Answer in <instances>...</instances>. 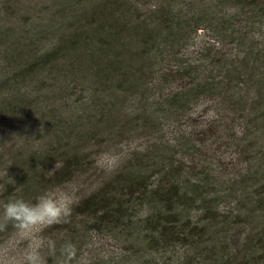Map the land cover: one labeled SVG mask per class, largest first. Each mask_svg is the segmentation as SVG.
Listing matches in <instances>:
<instances>
[{
    "label": "trees",
    "instance_id": "1",
    "mask_svg": "<svg viewBox=\"0 0 264 264\" xmlns=\"http://www.w3.org/2000/svg\"><path fill=\"white\" fill-rule=\"evenodd\" d=\"M11 1L6 8L15 11L8 16H15L20 3ZM39 1L29 7L27 25L14 27L10 42L8 29L0 25V51L15 49L4 56L0 52V62L19 66L7 76L19 78L15 89H6V82L0 86L2 95L18 92L6 100L0 95V126L8 121L2 133L43 128L44 139L52 140L43 143L42 157L33 154L14 164L16 182L8 188H18L16 195L27 199L45 182L87 184L55 231L61 239L70 240L78 231L119 235L127 230L140 250L184 246L201 255L204 264H251L263 258L264 0ZM46 1L52 5L41 6ZM198 29H208L215 40L235 36L239 46L220 53L209 45L197 57L189 56L183 50ZM256 32L257 39H250ZM47 41L52 45H42L40 54L25 49ZM51 56L68 61V67L56 70L59 84L49 97L53 109L40 105V120L24 117L27 108L44 99H25V105L20 89L34 76L53 79L54 65L41 64ZM77 87L82 90L75 98L71 89ZM22 112L19 124L9 117L20 118ZM10 120L14 126L7 128ZM164 120L170 125L167 134L161 132ZM103 134L127 143L145 140L141 152L129 151L110 174L96 175L91 148L102 141L97 137L106 140ZM215 137L234 149L243 168L236 162H210L206 154L194 163ZM51 156L60 165L45 179L37 159ZM222 202L229 209L224 214L218 209ZM191 209L199 213L192 215ZM139 210L142 217L134 218ZM238 238L242 249L234 255L230 250ZM206 249L215 261H208Z\"/></svg>",
    "mask_w": 264,
    "mask_h": 264
},
{
    "label": "rangeland",
    "instance_id": "2",
    "mask_svg": "<svg viewBox=\"0 0 264 264\" xmlns=\"http://www.w3.org/2000/svg\"><path fill=\"white\" fill-rule=\"evenodd\" d=\"M14 2L11 0L7 1H1L0 0V25L4 29H8L7 35H8V41L10 42L12 36V33H15L16 30H14V27H20L21 24H26L31 16L30 14V6L38 5L40 3L39 0H19V3L24 6H15L17 9L15 12V16H8L11 11L10 4ZM52 1H46L41 3V6L44 5V7H48L47 5H50ZM52 5V3H51ZM50 5V6H51ZM9 7V8H6ZM47 10H49L47 8ZM21 23H20V21ZM30 23V22H28ZM19 29V28H18ZM44 33H47L44 32ZM240 34L241 31H237V34ZM11 34V35H10ZM52 34V33H51ZM10 35V36H9ZM47 35V34H46ZM50 35V32H49ZM257 32L249 36L250 39H257ZM39 37V36H38ZM232 40L230 39H219L215 40L214 37H212L211 32L208 29H198L196 33L194 34L193 40L186 45V47L183 50V53L188 54L189 56H196L199 54V51L202 50V48H205L209 45H213V50H218L220 53H233L236 46H239L237 43V39L235 36H231ZM7 37H4L6 39ZM45 38V37H44ZM49 40V39H48ZM51 41V39H50ZM47 41L46 43L42 42V44L38 45H32L31 47L25 48V49H31L34 54H40L44 51L46 47L43 46H50V44ZM40 42V41H38ZM242 41V45L247 44ZM8 45V43H6ZM7 47V46H6ZM6 47L3 49L2 55L4 54H12L13 51L12 47L9 48L8 51L5 52ZM9 47V46H8ZM26 50V51H27ZM30 50V51H31ZM26 53V52H25ZM1 58V57H0ZM34 58V57H30ZM37 58V57H35ZM39 58V57H38ZM37 58V59H38ZM31 59V60H32ZM52 59V60H51ZM11 61V60H10ZM9 60H6V62H0V86L3 85V83L6 82L4 87L8 90L15 89L13 87V83H17L18 77H9V75H13V73H16L19 66L15 69L13 66V69L8 67L11 66V62ZM43 65H54L53 72L54 77L53 79H47V77H40L33 79L30 82H27V84L22 85V89H20V99L22 101H25V105L27 103H32V101H38L41 102V104H33L29 108H27L28 113L24 114V117H27V115H32L37 120H40V116L37 114V112L40 110V105L45 107L46 109H53V100H49L51 92H53V88L55 89L56 84H59V78H56V70L58 68L65 67L66 64L68 67V61L67 59H62L60 57H52L46 62L41 63ZM40 64V65H41ZM63 66V67H61ZM35 68H32V73ZM52 72V73H53ZM59 75V74H58ZM30 76V75H29ZM28 75L26 76L29 77ZM56 78V79H55ZM10 80V82H9ZM13 80V81H12ZM12 84V87H9L10 84ZM31 84V85H30ZM70 86V85H69ZM12 88V89H11ZM7 90V91H8ZM73 92V95H75V98L77 95L81 93L82 88L77 87L75 89H71ZM80 90V92H79ZM23 93V94H21ZM7 94H10L11 96H15L18 94L14 92L8 91ZM6 93H4V97L2 94V97L6 100L9 98ZM0 97V100L1 98ZM29 101V102H27ZM110 101L114 100L113 97L109 98ZM202 106L198 108V110H201ZM21 111V110H20ZM60 111V110H58ZM19 113V112H18ZM22 112L20 118L19 116H14L15 114H10V118H14L17 120V123L21 122V120L24 119ZM59 115H68V113L60 111ZM213 114V112H210V116ZM62 115V116H63ZM186 118V117H185ZM19 121V122H18ZM165 121V120H164ZM6 122H2V125L0 126V205H2L6 200H8L11 196L16 195L18 188L14 186H9L8 183L14 184L16 180H14V176L12 175L14 171V164L20 160H24V157L32 156L33 154L35 156H40L43 154V143L51 142V138L49 136L44 139V131L43 128H37L36 130H24V131H17L16 129H8L5 130L4 133H2L3 128L5 129V126L3 125ZM11 124L7 125V128L11 127L10 125L14 126L15 121L10 120ZM43 127H45V121L41 120ZM37 123V122H36ZM188 123L192 124V121H189ZM39 124V123H37ZM162 127V131H165V134H167V131L170 127L169 122L165 121ZM27 125V124H26ZM161 125V126H162ZM23 127H26L23 125ZM12 128V127H11ZM112 132V130H111ZM105 133H108L107 131ZM216 135V134H215ZM104 137H107L103 134ZM113 135L109 136L105 139L103 137H97L96 140H99V146H93L91 148V151H93V156L91 158L92 167L95 169V173L101 174L103 176H106L107 174H110L113 170L118 168V166L121 164V158L126 156V153H128L131 150L137 149L138 152H141V143H143L144 139H139L138 137L135 138L136 140H133L132 142H126L127 139L123 137H118L116 139L112 138ZM215 137V139H210L209 144L207 148L202 147L200 154H197V157L194 161V163H197L199 160V157H203V154L207 155L208 161L213 162V159H219L224 162H236V166H239L240 168L244 167V161L238 157L237 154H234V149L226 148L225 146V140L221 139V137ZM200 146H203L205 144H199ZM48 147V146H47ZM207 152V153H205ZM44 161V163H43ZM36 164H41V167H39V170L44 173V178L51 179L50 174H53V171H49L50 169H53L55 167V170L59 167L60 162L55 160L52 156L51 158H48L47 160L44 158L37 159ZM203 161L200 160L197 165L201 164ZM41 168V169H40ZM212 168V166H211ZM101 172V173H100ZM74 178V175L71 176L70 179ZM56 181V179L54 180ZM45 186H38V189L36 188L34 191L33 196H30L29 200H35L36 197H38L41 193H43L45 190H51V189H63L67 192H70L73 194L74 200L72 205L77 201L80 200V197L87 191L86 187L87 184L82 183L81 181H72V180H65L63 182L51 184L45 182ZM17 184V183H16ZM35 188V187H34ZM232 206V205H231ZM233 207V206H232ZM219 211L226 213L229 211L228 206L225 205V203H221L218 206ZM2 210V209H0ZM137 211L134 215V218L142 217V214L144 212ZM190 214L193 213H199V210H190ZM194 215V214H192ZM191 215V216H192ZM187 217V215L185 216ZM192 220H196L195 217H192ZM62 218L59 221L53 222L51 224H48L44 226L40 232V235L45 238V244L40 249L41 254L46 260V264H204L202 263L201 259L202 256L196 253L195 251L189 249L188 247L180 246L178 249L176 247L168 248L166 251L157 250L155 246L149 245L146 248L138 249L135 246L131 244L130 241V234L127 230L124 232L119 231V235L117 233H107V232H98V231H92L87 232L86 234H82V232L78 231L75 232L74 238L68 239H61L62 236L58 235V232H55L61 224ZM80 232V233H79ZM17 230L15 226L8 222L6 227L3 229H0V264H25L24 260V253L26 249L31 245L32 241L26 237L19 236L16 234ZM81 236H77V234ZM51 239L55 242V246L51 247L48 244V239ZM207 238L206 236H203V239ZM242 240V238H238L237 242L234 243V247L232 250H230L234 255L235 253L238 254L240 252L239 249H242V247L239 246V241ZM71 241V244L74 246V250L69 254L65 249L64 245H66L68 242ZM73 242V243H72ZM242 244V243H241ZM206 253V254H205ZM204 254L207 256L208 261H215L217 258L214 257V252L209 251V249H206ZM262 254V253H261ZM261 254H258V259L261 257ZM204 255V257H205ZM213 256L214 260H210ZM211 264V263H209ZM251 264H264V257L259 259V261Z\"/></svg>",
    "mask_w": 264,
    "mask_h": 264
},
{
    "label": "clouds",
    "instance_id": "3",
    "mask_svg": "<svg viewBox=\"0 0 264 264\" xmlns=\"http://www.w3.org/2000/svg\"><path fill=\"white\" fill-rule=\"evenodd\" d=\"M49 171H55V167ZM73 194L63 189L45 190L35 200L25 199L22 195H13L0 205V229L10 221L17 230V235L32 241L24 253L25 264H46L40 249L45 238L40 235L42 228L48 224L70 216ZM48 244L55 246L50 238ZM71 254L74 246L68 242L63 246Z\"/></svg>",
    "mask_w": 264,
    "mask_h": 264
}]
</instances>
